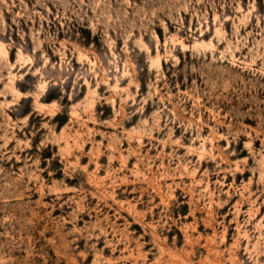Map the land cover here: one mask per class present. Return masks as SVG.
<instances>
[{"label":"rangeland","instance_id":"1","mask_svg":"<svg viewBox=\"0 0 264 264\" xmlns=\"http://www.w3.org/2000/svg\"><path fill=\"white\" fill-rule=\"evenodd\" d=\"M0 264H264V0H0Z\"/></svg>","mask_w":264,"mask_h":264}]
</instances>
